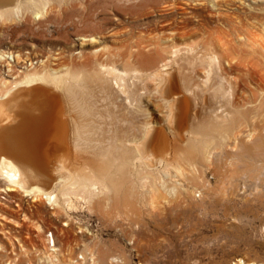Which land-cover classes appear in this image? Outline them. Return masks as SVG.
<instances>
[{
	"label": "rangeland",
	"instance_id": "374dc122",
	"mask_svg": "<svg viewBox=\"0 0 264 264\" xmlns=\"http://www.w3.org/2000/svg\"><path fill=\"white\" fill-rule=\"evenodd\" d=\"M263 44L264 0H49L39 19L27 6L19 19H0V95L27 75L76 72L84 80L101 64L122 69L125 52L147 55L149 69L179 50L178 60L191 51L218 56L234 103L253 111L248 120L239 118L222 148L212 145L205 159H197L200 188L186 181L192 173L184 164L181 172L158 165L151 174H129L119 198L113 192L92 201L84 193L73 195L71 208L19 189L0 192V264H146L151 233L135 224L139 201H157L164 206L163 218L177 219L170 233L152 229L159 240L177 244L180 255L197 252L202 264L241 258L264 264ZM193 75L192 84L204 77L199 68ZM89 84L96 109L103 112L100 89ZM155 89V81L148 80L133 132L139 138L145 122L166 127ZM205 108L199 117L205 118ZM104 129L99 136L109 144L114 135ZM135 178L140 181L133 190ZM5 188L0 181V190ZM131 190L134 196L127 195ZM190 202L195 205L186 209ZM179 263L177 257L171 262Z\"/></svg>",
	"mask_w": 264,
	"mask_h": 264
},
{
	"label": "bare ground",
	"instance_id": "6f19581e",
	"mask_svg": "<svg viewBox=\"0 0 264 264\" xmlns=\"http://www.w3.org/2000/svg\"><path fill=\"white\" fill-rule=\"evenodd\" d=\"M48 3L49 0H0V19H19L26 6L39 19ZM90 40L95 42V38ZM177 51L162 64L149 69L146 68L147 55L125 52L119 60L122 69L101 64L99 70L87 74L84 80L76 72L67 75L36 73L8 87L0 95V181L6 184L0 192L19 189L26 196L43 197L56 206L64 201L71 208L73 195L84 193L92 201L113 192L119 198L118 192L125 186L129 174L131 177L143 171L151 174L158 165L167 168L166 172L170 167L181 172L184 164L192 173L186 181L194 188L203 186L197 159H205L212 145L222 148L230 132L241 123L239 118L248 120L253 111L234 103L232 83L226 78L218 56L197 55L191 51L181 57L180 62ZM196 68L203 71L204 77L192 84ZM151 79L155 81L156 93L164 107L166 127L145 122L139 128V138L133 132L141 100L146 94V82ZM89 83H95L100 89L103 112L96 109ZM198 91L202 94L200 98L196 95ZM205 107L209 111L201 118L199 113ZM144 116L150 118L149 113ZM194 123L195 127H200V133L195 131ZM104 128L106 133L109 129L114 135L108 140L109 144L99 136L105 133ZM139 181L132 179L133 190ZM128 194L131 196L134 192ZM194 205L190 202L185 208ZM163 208L157 201H139L133 211L136 226L151 233L146 264H171L174 257L179 259V264H202L203 259L197 252L186 251L180 255L175 250L177 244L171 246L154 234L153 229L170 233L171 227L177 225V219L162 217ZM234 264L257 263L241 258Z\"/></svg>",
	"mask_w": 264,
	"mask_h": 264
}]
</instances>
